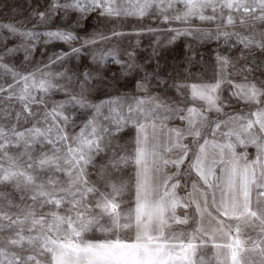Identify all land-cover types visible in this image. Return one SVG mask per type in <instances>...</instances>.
Wrapping results in <instances>:
<instances>
[{"label": "snow or ice", "instance_id": "1", "mask_svg": "<svg viewBox=\"0 0 264 264\" xmlns=\"http://www.w3.org/2000/svg\"><path fill=\"white\" fill-rule=\"evenodd\" d=\"M0 264H264V0H0Z\"/></svg>", "mask_w": 264, "mask_h": 264}, {"label": "rangeland", "instance_id": "2", "mask_svg": "<svg viewBox=\"0 0 264 264\" xmlns=\"http://www.w3.org/2000/svg\"><path fill=\"white\" fill-rule=\"evenodd\" d=\"M132 39H135V37H132ZM142 42H143V44H145V45L149 43V41H148L147 38H144ZM53 44H54V47H60V46H61L59 42H53ZM179 49H180V45L177 44V51H179ZM49 50L51 51V50H53V49L50 48Z\"/></svg>", "mask_w": 264, "mask_h": 264}]
</instances>
